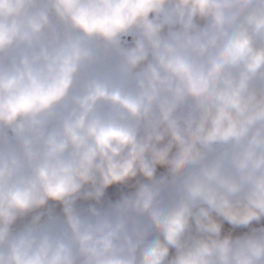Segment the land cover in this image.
Here are the masks:
<instances>
[{"label": "clouds", "instance_id": "obj_1", "mask_svg": "<svg viewBox=\"0 0 264 264\" xmlns=\"http://www.w3.org/2000/svg\"><path fill=\"white\" fill-rule=\"evenodd\" d=\"M0 264H264V0H0Z\"/></svg>", "mask_w": 264, "mask_h": 264}]
</instances>
